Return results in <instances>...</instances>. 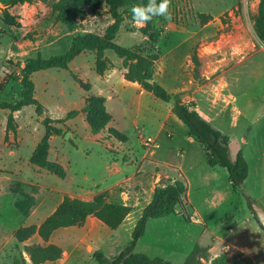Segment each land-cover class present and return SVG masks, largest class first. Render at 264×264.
<instances>
[{
    "label": "rangeland",
    "instance_id": "obj_1",
    "mask_svg": "<svg viewBox=\"0 0 264 264\" xmlns=\"http://www.w3.org/2000/svg\"><path fill=\"white\" fill-rule=\"evenodd\" d=\"M15 1L0 0V103L11 105H16L22 99L25 91L22 86V69L29 59L39 57L49 59L65 54L70 50L75 37L87 34L104 37L108 28L114 23L107 6L93 11L85 9L77 18L76 24L69 28L59 20V10L63 0H20L16 4ZM260 2L261 0H171L169 11L172 20L168 21L160 17L153 25V31L162 34L160 42L156 45H152L143 33L142 29L146 25L138 27L131 22L130 8L126 7L122 9L125 22L116 42L122 47L150 57L153 61L155 81L172 98L180 97L201 116H204L205 112H212L216 116L220 112V96L230 84V79L237 70L235 68L245 73L240 76L239 84L243 89L249 87L247 94L251 101L258 102V99L264 95V77L251 85V76L246 71L264 68V55L261 53L254 59L247 60L254 52L264 50V42L260 40L256 30V16ZM12 19L19 26L10 24ZM85 52H88V60L93 62V69L97 73L98 52ZM109 56L114 59L121 58L114 51H105L102 57L108 68L105 73L113 68ZM121 59L123 60L121 69L124 70L125 59ZM73 61L66 69L52 68L34 73L32 81L35 84V98L38 93L36 86L39 95L43 94L44 75L49 73L57 77L58 73H62L64 76L60 77V80L65 83L71 81L86 89L90 87V84L80 79L79 69H72ZM232 69L235 70L230 75ZM173 104V101L166 104L167 112L172 111ZM31 106H33L32 110L23 115L24 124L21 134L15 118L18 111L0 108V184L5 181V185H2L6 188L5 191L12 189L13 186L19 190L17 191L20 195L28 194V190L21 189L17 179L21 176L25 179L37 180L38 177L27 168L18 169V163L12 162L11 159L14 158L8 153L21 148L23 143L27 142L31 145L34 139L39 138L42 126L45 128V120L49 119L42 105L40 109L35 105ZM10 116L13 117L12 122L9 121ZM49 120L51 123H58ZM244 124L243 120L239 129L233 132H238V135L243 134ZM170 126L171 132L168 138L165 133V136H161V142L156 136L151 135L150 130L153 131L151 128H147V138L142 139L143 147L152 156L157 152L159 157L170 164L164 162L159 163L160 166L150 164L154 167V172H160L162 176L156 174L149 185H146L149 188L146 191L139 184V190L144 196L140 195L141 204L138 207L130 206L134 204V196H132L133 200L131 198L129 201L121 198V191L132 190L126 187L107 194L102 193L106 194L104 205L117 200L122 204H129L131 210L133 209L131 221L136 223L148 206V202H152L156 189L171 184L173 177L182 179V171L176 167L179 166L189 182V194L194 209L192 210L191 203H186L184 208H179L178 211L184 216L193 214L195 219L205 223L208 228L186 224L182 218L176 216L154 220L148 227L149 234L147 229L146 236L139 242L136 253L150 258H163L171 264H185L192 255L195 257V262L192 264H214L215 261L218 264H228V256L225 253L212 261L207 247L213 245L212 253L215 254L221 251L226 245V240H229L244 248L255 247L257 254H261L264 250L261 235H264L251 214L245 194L241 191L235 192L223 174L210 170L204 149L196 140L192 141V137L182 126L177 124ZM263 129L264 115L249 136L253 137ZM112 130L115 129H111L110 132ZM134 138L131 140V146L136 147L137 150V138ZM148 138L155 140L159 147L145 145ZM118 147L119 150L123 149L122 146ZM244 148L248 152L249 147ZM21 158L24 159L25 156L22 154ZM24 162L28 163V161ZM250 163L252 165L253 161L250 160ZM5 168H16L22 173L18 172L17 176L8 177L2 175L10 174ZM8 178L15 180L9 181ZM151 195H153L152 199ZM95 198L84 202H92ZM20 200L21 197L13 194L0 197V264H14V259L11 258L13 248L11 234L13 230L24 224L28 209L27 206L19 208ZM130 240V234L122 229L118 237L121 246L127 245ZM30 247L34 246L25 247L29 256ZM233 257L237 261L241 256L234 254ZM94 264L98 263L95 261Z\"/></svg>",
    "mask_w": 264,
    "mask_h": 264
},
{
    "label": "crops",
    "instance_id": "obj_2",
    "mask_svg": "<svg viewBox=\"0 0 264 264\" xmlns=\"http://www.w3.org/2000/svg\"><path fill=\"white\" fill-rule=\"evenodd\" d=\"M260 53L264 55V50L254 52L248 56L247 60L254 59ZM88 56V52H84L77 57L72 63V69H79L80 79L84 83L90 84V90L81 85H75L71 81L70 83L61 81L60 77L64 76L62 73H58V77L52 73L44 75L43 94L41 96L39 95L38 86H36V91H38L36 94L37 101L45 108L47 117L58 122L51 123V125L64 130V135H54L50 138L49 161L60 164L66 171V177L61 179L31 163L34 151L46 134L43 126L39 132V138L34 139L31 145H28L27 142L23 143L21 148H16L8 153L9 156L14 158L11 161L18 163V169L27 168L29 171L36 173L38 177L37 180H29L21 176L17 179V184L20 185L21 189L28 190V194L20 195L19 190L13 186L12 189L9 188L5 191L6 188L2 186L5 185V181L0 184V197L9 194L19 196L21 197L19 208L26 206L28 208L24 224L13 230L11 234V242L13 243L11 258L14 259V264H34L25 250L26 246L48 247L53 245L61 248L63 254L60 260L47 261L44 264H94L96 260L93 255L98 251L103 252L108 258L118 255L126 246H121L118 241L119 232L124 229L132 238L136 223L131 221V213L118 230L111 229L98 217L91 215L82 226L56 230L48 241L43 240L37 233L27 241L19 242L15 233L24 227H40L57 211L67 197L91 201L99 194L129 187L132 190L121 191V198L129 201L134 196V204H130V206L138 207L141 204L140 195L144 197L141 190H139V184L146 191L149 189L146 185H149L156 174L162 176V173L154 172V167L150 164L160 166L159 163L161 162L168 163L159 157L157 152L152 156L143 147L142 139H146L148 136L147 128L153 130H150L151 135L156 136L159 141L162 135L165 136V133L168 138V134L171 132L170 125L172 124L182 126L185 132L189 134L188 128L173 111H166V102L147 92L138 82H131L126 79V70L121 69L123 62L121 58L114 59L109 56L113 68L101 76L93 69L94 64L88 60ZM235 69H237L234 73L235 78L233 76L230 79V84L220 96L219 114L215 116L212 112H205L202 117L215 129L229 136L233 160L236 159L240 151L246 158L249 164V176L241 186V192L251 198L253 208L264 224V129L259 134H254L253 137L249 136L264 115V95L261 99H258V102L251 101L247 94L249 87L243 89L239 84L241 81L240 76L245 73L238 70V68ZM235 69H232L229 74L231 75ZM246 71L251 76V85L256 84L261 77H264V68L248 69ZM92 96L106 99V109L112 117L107 128L98 134L92 132L87 114L84 112L87 99ZM243 100L245 103H243ZM222 102L225 104L223 105ZM32 108L33 106H30L16 112L15 118L19 124V134H21L24 124L22 121L23 115ZM73 112H76L77 115L69 117V114ZM243 120L245 121L244 132L238 135V132L233 131L239 129ZM59 121H63V123L61 124ZM111 129L119 131L125 137V140L117 139L110 132ZM134 137L137 138V150L136 147L131 146V140L135 139ZM189 138L191 137L189 136ZM191 139L192 141L195 140L194 137ZM118 146H122L123 149L119 150ZM244 147H249L248 152L245 151ZM22 148H24L23 151H21ZM22 154L25 156L24 159L21 158ZM250 160L253 161L252 165ZM24 161H28V163ZM176 167L181 169L182 180L187 182L184 206L186 203H191L193 210L194 206L189 194V182L185 178L182 168ZM13 169L5 168V171H9L10 174L5 173L2 175L14 177L17 176L18 172L22 173L16 168ZM210 170L223 174L225 179L229 180V174L225 169L210 167ZM12 180L15 179H9V181ZM176 180L181 179L173 177L171 184ZM229 184L232 187L230 181ZM150 202H148V205ZM124 205L130 207L127 203ZM184 206L178 207L176 214L171 216L180 217L186 224L192 226H206L208 228L205 223L203 224L195 219L193 214L192 216H184L183 213H179L178 209L184 208ZM168 217L149 220L147 229L150 227V222L167 219ZM185 217L190 218L191 222H186ZM260 231L262 232L261 229ZM261 241L264 244V236L262 235ZM225 243V247L221 251L215 252V254L212 253L213 245L210 248L207 247L211 253L212 261L225 253L228 256V264H264V250L261 254H257L255 247L244 248L229 240H226ZM234 254L241 257L235 261Z\"/></svg>",
    "mask_w": 264,
    "mask_h": 264
},
{
    "label": "trees",
    "instance_id": "obj_3",
    "mask_svg": "<svg viewBox=\"0 0 264 264\" xmlns=\"http://www.w3.org/2000/svg\"><path fill=\"white\" fill-rule=\"evenodd\" d=\"M20 0H16L15 4ZM160 0H157L159 3ZM148 0H63L59 10V20L72 28L77 18L83 14L85 9L97 10L104 6L109 8V13L114 19V23L108 28L104 37L94 34L79 35L72 41L70 50L62 55H57L49 59L41 57L29 59L22 69V86L24 93L22 99L16 104L0 103L1 109H8L13 112L20 111L23 107L35 105L40 109L41 105L35 98V84L32 81V75L41 70L52 68L66 69L68 65L81 53L85 51H97V73L104 75L108 68L103 61L105 51H114L121 58L125 59L124 68L127 70L126 79L131 82H138L147 91L155 95L163 102H174L172 111L178 119L188 128L189 135L202 146L206 153V161L210 167H221L229 174V181L235 191H241V186L249 176V164L240 151L235 160L232 159L230 149V138L221 131L215 129L207 122L196 110H193L180 97L172 96L154 79L153 61L150 57L143 56L141 53L132 49L122 47L117 44L116 40L125 22L122 9L132 5H146ZM160 17H154L146 24L143 33L149 38L152 45L160 42L162 34L153 31L155 21ZM10 24L19 26L17 22ZM257 35L264 42V0H261L258 13L256 16ZM87 90H90L88 87ZM106 99L104 97L92 96L87 99V105L84 112L91 130L94 134L101 133L107 128L112 120L111 115L106 109ZM77 113L69 114V117L76 116ZM10 116L9 121L12 122ZM62 124L63 121H60ZM46 134L34 151L31 157V163L44 169L57 177L63 179L66 177L65 169L58 163L49 161L50 138L54 135H64L63 128H57L51 125L49 119L45 120ZM117 139L125 140V137L117 130L111 131ZM107 194V193H106ZM106 194L98 195L92 202H84L78 199L65 198L57 211L50 216L39 228L36 226L24 227L19 229L15 236L19 242H25L35 234L48 241L53 233L65 227L82 226L87 218L91 215L98 217L104 224L113 230H118L131 213V208L126 207L121 202L104 205ZM187 194V182L185 180H176L173 184H168L163 188L155 191L152 202L144 209L140 218L136 221L132 232L131 241L115 257L108 258L101 251L95 252L93 258L99 264H171L163 258H150L144 254L136 253L139 241L145 236L147 224L151 219H161L176 214L178 207L184 206ZM251 214L264 233V224L253 208V201L246 196ZM185 221L190 223L191 220L185 217ZM32 262L34 264H44L47 261H58L62 258L63 251L57 246L40 247L34 246L28 249ZM195 262L194 255L187 259L185 264ZM214 264H218L217 261Z\"/></svg>",
    "mask_w": 264,
    "mask_h": 264
},
{
    "label": "clouds",
    "instance_id": "obj_4",
    "mask_svg": "<svg viewBox=\"0 0 264 264\" xmlns=\"http://www.w3.org/2000/svg\"><path fill=\"white\" fill-rule=\"evenodd\" d=\"M170 3L171 0H160L159 3L157 0H148L146 5H132L131 22L138 27H143L154 17H163L171 21Z\"/></svg>",
    "mask_w": 264,
    "mask_h": 264
},
{
    "label": "built area",
    "instance_id": "obj_5",
    "mask_svg": "<svg viewBox=\"0 0 264 264\" xmlns=\"http://www.w3.org/2000/svg\"><path fill=\"white\" fill-rule=\"evenodd\" d=\"M145 145L150 146V147H154V148H158V144L155 140H153L152 138H148L147 141L145 142Z\"/></svg>",
    "mask_w": 264,
    "mask_h": 264
}]
</instances>
